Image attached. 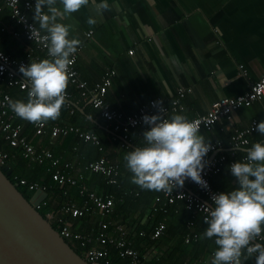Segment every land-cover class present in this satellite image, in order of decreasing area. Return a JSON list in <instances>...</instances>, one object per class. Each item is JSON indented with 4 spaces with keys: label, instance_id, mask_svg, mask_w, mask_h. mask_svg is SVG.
<instances>
[{
    "label": "crops",
    "instance_id": "0c3cea01",
    "mask_svg": "<svg viewBox=\"0 0 264 264\" xmlns=\"http://www.w3.org/2000/svg\"><path fill=\"white\" fill-rule=\"evenodd\" d=\"M107 2L110 7L100 13H97L92 0H89L88 5L82 6L70 16L57 19L70 24L72 26L70 35L78 38L83 44L76 67L80 77L90 87L109 72H115L111 77L112 84L108 88L105 100L111 109L124 116L135 114L140 106L148 104L151 100H161L163 105L169 108L167 116L183 112L189 119H193L206 113L213 102L245 93L250 84L264 74V0H107ZM89 16L95 17L97 22L88 24ZM36 25L39 28L37 21ZM40 30L45 33L44 30ZM89 31L93 34L87 38L86 34ZM0 50L14 60H24L31 50L34 51V47L25 39L21 26L16 24L1 0ZM130 50H133L132 55L128 53ZM32 54L31 61L45 58L39 56L36 51ZM70 87L72 88L68 82L66 89ZM181 89L183 97L179 95ZM0 91L9 93L13 100L27 99L25 92L17 88H8L3 81L0 82ZM72 98L73 101L65 102L62 106L60 116L54 120H47V124L49 126L77 124L82 131L97 135L102 150L91 142H81L73 134L65 138H52L49 135L40 137L34 134L33 128L25 135L35 147L37 154L43 149H48L53 159H58L56 170L60 172L78 175L86 164L100 157H104L108 164L117 166L118 176L114 185L108 184L101 174L88 172L84 174L85 184L90 191L103 196L110 194L113 199L114 193L108 192V189L120 191L124 186L135 185L130 179L132 173L125 166L124 154L143 143L142 134L148 126L131 128L124 137L121 133H114L115 124L101 118L96 110L82 107L84 100L79 95H72ZM174 101L179 105L176 110L172 109ZM67 104L77 108L79 115L71 114ZM86 105L91 106L89 101H86ZM19 119L20 117L17 118L18 121ZM21 120L18 123L26 128L30 121L22 118ZM253 120H264L262 102H255L249 108L234 112L230 120L217 122L211 131L200 132L212 143L222 141L227 147L234 131L247 128ZM0 139L4 140L1 133ZM249 140L250 147L254 141L264 140V135L257 131ZM75 147L77 151L73 150ZM245 149L237 150L241 151L238 157ZM45 162L48 163L47 168L49 167L47 172L52 174L55 168L51 167L50 159L45 158L42 163L36 161L29 163L43 165ZM211 181L212 186L219 192L236 186L235 177L231 175L229 168L211 176ZM182 187L189 189L188 191L190 188L197 189L194 184L187 181V178ZM68 189L77 195L75 202L81 205L83 198L79 197L75 186ZM160 194L155 197V202L162 207L168 201L165 200L162 191ZM180 201L185 205L184 201ZM187 211L196 214L194 211ZM87 216L89 222L78 229L84 232L95 231L92 229L97 228L99 214L94 210ZM154 217L155 214L139 205L123 215L115 214L113 209L110 219L114 224L124 227L127 245L137 251L139 249V247L136 249L137 237L145 232L147 226L151 227L154 224ZM67 219L70 227H73L74 220L70 217ZM160 224L166 227V220L158 222L154 229ZM187 226L192 227V222L189 221ZM145 252L140 258L146 264L155 256L161 255V251L154 248ZM207 261H210L209 256L205 262Z\"/></svg>",
    "mask_w": 264,
    "mask_h": 264
},
{
    "label": "clouds",
    "instance_id": "9594fccd",
    "mask_svg": "<svg viewBox=\"0 0 264 264\" xmlns=\"http://www.w3.org/2000/svg\"><path fill=\"white\" fill-rule=\"evenodd\" d=\"M92 3L97 13L110 7L107 0ZM88 4L89 0H34L33 19L45 31L48 56L19 65L18 71L29 81V91L26 100L8 99L18 117L41 122L60 116L71 75L69 66L81 41L70 35V24L57 18L68 17ZM96 22L93 16L87 19L90 25ZM0 59H6L2 52ZM152 104L156 112L142 116L148 125L142 134L143 143L124 154L131 182L142 189L169 194L182 187L186 178L207 188L201 173L213 144L200 132L201 122L183 112L166 116L161 100ZM256 129L264 135V120ZM245 151V156L228 165L236 186L213 194L211 206H202L207 226L199 238L211 239L216 245L211 264H245L252 257L255 264H264V140L254 141Z\"/></svg>",
    "mask_w": 264,
    "mask_h": 264
},
{
    "label": "built area",
    "instance_id": "2783aa9c",
    "mask_svg": "<svg viewBox=\"0 0 264 264\" xmlns=\"http://www.w3.org/2000/svg\"><path fill=\"white\" fill-rule=\"evenodd\" d=\"M4 6L9 10L13 20L21 26L25 39L33 47L34 51L38 53L39 56L47 57V40L45 38V33L42 32L36 25V21L31 18L33 14L34 0H1ZM31 26H35L31 32ZM93 34L92 31L87 32L86 37L89 38ZM83 49V44L78 46L77 52L74 53L75 60L69 66L70 77L69 83L75 89L78 90L80 98L84 101H89L91 107L98 111L101 118L111 121L115 124L114 133H121L125 137L127 132L131 128H136L139 126H148L143 123L142 116L145 113L153 114L156 112V108L153 107L151 100L148 104L142 105L138 108L137 112L132 115L124 116L120 112L113 110L107 104L105 97L108 88L111 86V77L115 74L114 71L106 74L99 82L90 87L88 83L83 80L76 67V61ZM31 50L24 60H14L9 55H6L3 51V56L6 59H0V65H3V70L0 71V82L3 81L8 88H17L28 94L29 91V81L23 74L18 71L19 65H27L33 59L34 52ZM133 54V50L128 52ZM180 97H183L182 89L179 91ZM11 98L9 93L0 91V133L3 139L12 147H19L22 149V155L29 161H36L42 163L45 158L50 159L51 167L55 168L52 172V179L59 186H66L64 192L68 191V187H74L77 189L79 197L82 199L81 205H78L75 201L66 202L60 209L59 213L55 216L51 212H47L48 218L54 221L56 226L60 229L58 232L66 238H72L80 242L81 246L85 247V259L90 264H108V246H113L118 250L119 256L121 258H127L130 264H146L141 258L140 254L133 248L127 245V241L124 238V227L120 224H114L110 216L113 213V199L109 195H100L89 190L84 181V174L86 172L92 174H101L104 176L106 182L110 185H114L117 181L118 169L117 166H112L108 164L104 157H100L95 161H91L86 164L78 175H69L67 172L56 170L58 169L59 161L58 159H53L51 152L47 149L41 151L37 154L35 147L31 144L28 137L25 135V126L20 123H15L18 116L11 110L8 104V99ZM72 94L66 90L65 102H70ZM12 99V98H11ZM255 102H262L264 104V74L254 83H251L248 91L243 94L234 97L221 98L211 105L209 110L204 113L197 115L192 120L201 122L200 131H211L217 122L222 120H230L234 112L249 108ZM71 114L74 113L72 106L67 104ZM164 106V105H163ZM165 115L167 116L169 108ZM179 108L178 102H172V109L176 110ZM259 121L253 120L251 124L242 130H235L230 136L229 146L225 147L222 141L213 142V148L208 152L206 157V163L204 170L201 175L204 180L208 182V187L204 188L196 182L187 178L190 184H194L199 192V195H195L188 191L184 187L174 188L172 193L163 192V196L166 198L168 203L172 204L177 200H182L185 202L187 210L194 211L201 215L202 219L206 212L203 211L202 206H211V197L213 194L219 192L210 183V178L212 175L217 174L223 163L227 158L230 163L242 158L246 155V151L243 152L241 156L235 153V151L241 148H248L250 144L249 137L257 132L256 124ZM34 128V134L36 136H47L52 138L56 137H67L70 134L77 136L82 142H91L96 145L99 150H102L100 146V141L98 137L90 132H84L78 127L72 125H62V126H49L46 121L32 122ZM76 150V149H74ZM215 154V157H211ZM6 154L0 153V168L6 165ZM17 179V178H16ZM18 183L20 185L27 186L29 191L44 192V186H41L37 182L28 183L25 179H19ZM66 194V193H65ZM45 204L41 203V207ZM96 211L99 214V220L97 223V228L95 231H90L84 234L78 232H73L71 230L70 224L67 217L70 218H81L84 215ZM204 221V219H203ZM50 222V221H49ZM205 222V221H204ZM189 226V225H188ZM165 229L164 224H160L153 231V238H158L162 235ZM197 239V234H187L184 238L185 244H190L192 240ZM212 257V253L210 255ZM255 260V258H254ZM206 264H211V261L205 262Z\"/></svg>",
    "mask_w": 264,
    "mask_h": 264
},
{
    "label": "trees",
    "instance_id": "16d2710c",
    "mask_svg": "<svg viewBox=\"0 0 264 264\" xmlns=\"http://www.w3.org/2000/svg\"><path fill=\"white\" fill-rule=\"evenodd\" d=\"M66 90L69 91L72 95H79L78 90L73 86L72 88L70 87ZM70 101H73V98H71ZM70 105L73 104L70 103ZM81 106L85 109H87L88 107H90V109L92 108L91 106L86 105V101H84ZM72 108L74 109V113H77L79 115L78 109L74 106H72ZM19 121H22L21 118L19 119ZM19 121L16 119L15 123H18ZM71 125L74 127L79 126L77 124ZM32 129L33 123H27L25 134H28ZM73 150L77 151V147L73 148ZM0 153L7 155L6 165L12 171L11 174L8 175V179L13 184L17 185L18 190L27 200H31L35 192L29 191L27 186L20 185L18 183L19 179H25L28 183L37 182L40 185L42 184L44 186V192L39 193L37 197L32 201V204L45 219L50 221L53 228L59 231L60 229L56 226L55 222L53 220L51 221L50 218H48L47 212L50 211L51 214L55 216L57 213H59L61 207L66 202L75 201L77 195L69 189L67 192H64V189H67V187H61L55 181H53L51 172H47V169L49 168H47L48 163L45 162L43 165H35L29 163L30 161L27 158H24V156L22 155L21 148L12 147L8 145L7 142L0 139ZM235 153L239 155L241 151H235ZM227 160H229V158L225 160V162L221 166L220 171L217 174L227 170L229 164ZM97 177L99 179L101 178L99 176H96V178ZM210 183L212 185L211 178ZM190 189L193 194L199 195L198 189ZM108 192L114 193L112 195L114 196L113 209L115 214L123 215L133 207H137L139 205H142L143 208L148 209L150 210V212L155 214L153 221L154 224L151 227L147 226L145 228V232L137 237L138 241L136 243V249H138L137 247H139L137 251L140 252V256L142 255L141 257H143L146 253L145 251L150 248L161 251V255L159 257L155 256L149 261V264H206L205 261L208 259V256L211 261L212 257H210V255L216 245L211 239L199 238V234L202 233L204 228L207 226L206 222L203 221L200 214H193L187 211L185 209L184 203H181L180 200H177L172 204L166 203L165 206L159 207V204L155 202V197L161 195L160 192H157L155 190L142 189L137 184L129 187L124 186V188L120 191H113V189L110 188L108 189ZM105 194L107 193L105 192ZM42 202H44L45 204L43 207H41ZM78 205H80V203H78ZM87 215H84L81 218H72L74 220L73 227H71V230L73 232H79L80 234L87 233L86 231L84 232L81 229H78L80 228V226L82 227L83 224H86V222H89V216ZM163 220H166V227L164 229V232L158 238H153L152 234L154 225ZM189 221L192 222V227L187 226V223ZM95 229L96 228H93L92 230ZM188 233L197 234V239L192 240L190 244L185 245L183 241L184 237ZM129 238L132 239L131 236H129ZM65 240L78 255L86 258L84 254L86 249L85 247L81 246L80 242L72 238H66ZM107 249L109 258L108 264H129L128 260L119 256L118 250L116 248L110 245L107 247ZM245 264H255L254 257L245 261Z\"/></svg>",
    "mask_w": 264,
    "mask_h": 264
},
{
    "label": "water",
    "instance_id": "95a60500",
    "mask_svg": "<svg viewBox=\"0 0 264 264\" xmlns=\"http://www.w3.org/2000/svg\"><path fill=\"white\" fill-rule=\"evenodd\" d=\"M0 168V264H90L78 255Z\"/></svg>",
    "mask_w": 264,
    "mask_h": 264
}]
</instances>
